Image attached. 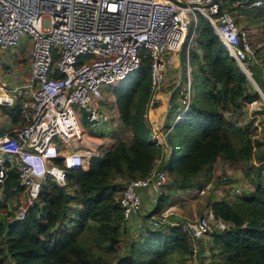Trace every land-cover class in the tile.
Segmentation results:
<instances>
[{
  "label": "trees",
  "instance_id": "trees-1",
  "mask_svg": "<svg viewBox=\"0 0 264 264\" xmlns=\"http://www.w3.org/2000/svg\"><path fill=\"white\" fill-rule=\"evenodd\" d=\"M236 1L225 5L229 11H234ZM254 1L238 4L264 19V0L259 6ZM181 61L186 88L178 86L171 94L168 118L175 112L182 115L170 130L173 121L166 125L169 155L165 157L152 141V128L144 117L152 97L151 60L145 56L137 70L112 85L120 120L132 138L113 142L81 167L66 168L65 185L48 176L24 219L9 221L10 214L0 216V264H171L172 254L180 264L196 256L202 261L207 256L201 241L194 255L190 235L179 226L153 230L145 225L115 261L103 257L116 252L128 232L118 198L124 187L121 180L145 176L160 160L177 189H200L198 181L214 175L219 159L244 163L255 188L234 202L222 199L213 204L215 213L229 225L212 234L218 244L211 255L224 264H264V123L258 118L257 126L249 127L245 117L254 101L261 110H251V121L264 113V101L203 17L198 19L195 44L188 51L183 46ZM188 63L192 68L189 90ZM251 71L264 90L261 66L251 65ZM15 108L21 111L18 103ZM225 128L230 134H223ZM56 162L63 164V159ZM17 183L18 170L12 168L4 193ZM162 200L149 214L164 210L166 195ZM95 243L106 251L96 253Z\"/></svg>",
  "mask_w": 264,
  "mask_h": 264
},
{
  "label": "built area",
  "instance_id": "built-area-1",
  "mask_svg": "<svg viewBox=\"0 0 264 264\" xmlns=\"http://www.w3.org/2000/svg\"><path fill=\"white\" fill-rule=\"evenodd\" d=\"M228 3L0 0V71L2 53L16 48L22 38L29 48V73L24 83L8 86L7 80H0V105L14 106L20 101L22 116L20 126L0 134V216L10 214L9 221L24 219L38 201L48 176L62 186L66 184V168L84 165L89 151L71 146L84 130L83 119L95 127L111 119L103 103L104 90L129 77L145 56L151 60L152 97L144 113L149 120L154 95L165 82L167 54L172 49L170 37L175 32L182 34L178 47L186 43L188 51L195 43L199 17L210 22L242 70L248 72L251 61L263 68L247 31L239 27L225 6ZM262 3L256 0L253 5ZM191 70L188 63L189 84ZM11 71L7 66L4 72ZM152 133V141L165 150L166 133ZM91 153L98 155L96 151ZM59 158L63 164L56 162ZM12 168L18 170V183L5 195V180ZM167 182L168 172L160 166V160L145 176L128 179L119 195L124 219L128 221L134 214L142 216L143 191H159ZM144 217L145 225L153 230L179 226L187 232L194 255L201 239L229 225L212 208L192 220L180 218L172 208Z\"/></svg>",
  "mask_w": 264,
  "mask_h": 264
},
{
  "label": "rangeland",
  "instance_id": "rangeland-1",
  "mask_svg": "<svg viewBox=\"0 0 264 264\" xmlns=\"http://www.w3.org/2000/svg\"><path fill=\"white\" fill-rule=\"evenodd\" d=\"M233 7H235L233 10L234 11H230L232 13V15H234L237 24L239 25V27H241L242 29H245L249 35L250 41L252 42V46L254 48V50H256V56L258 58L257 54H260V58L259 60L262 62L263 66H264V19L261 18H257L254 16V9L252 8H247V7H242L240 6L238 3H235L234 5H232ZM239 6V7H238ZM230 7V6H229ZM180 35L178 32L173 33L171 38H173V42L174 43H178V40H180ZM26 37V36H25ZM195 43L192 44V47L194 46ZM28 44H26V39L22 38V40L20 41L19 45L16 47V51H14L12 54L13 57L10 56V52H4L2 53V58L4 60V66L3 68H1V70L7 71V66H11L12 71H15L14 74L18 75L23 73V68L27 65V60H28V53L29 52V48H27ZM186 45V43L184 44ZM183 45V46H184ZM27 46V47H26ZM182 47L179 48H175V49H171L169 50V53L167 54V65H166V70H165V84L161 85L162 86H166L168 88L172 87L173 84L176 82V79L178 76H181V81H180V85L183 88H186L185 86V82L182 78V67H181V63H177V58H178V49H183ZM26 47V48H24ZM187 47V45H186ZM11 51V50H10ZM15 56H20V60L17 63H14V57ZM172 59L171 61L169 59ZM251 61V60H250ZM15 64V65H13ZM180 65V67H179ZM251 65L252 61L249 63V71L248 73L250 74L251 71ZM18 66V67H17ZM14 68V69H13ZM262 68V67H261ZM264 68V67H263ZM262 68V73H263V69ZM7 73V72H6ZM179 73V74H178ZM2 75V74H1ZM252 76V73L250 74ZM253 77V76H252ZM21 78V76H20ZM254 78V77H253ZM6 79H10V77H7ZM22 81V80H21ZM21 81H19V84L21 83ZM256 81V80H255ZM8 83V81H7ZM9 86V84H8ZM259 86V89H261L262 93H261V99L262 101H264V90L263 88ZM190 89V84L189 82L187 83V90ZM105 94L107 96V98H105V100L103 101V103L108 101V105H107V109L109 111V113L111 114L112 118L108 121L105 122L103 124L97 125L96 127L92 125V123L87 120V119H83L82 124L84 127L83 133L81 134L79 132L78 136H80L79 138L81 139H85L90 141V144H88L86 141L83 143L88 150L89 153H87L85 155V160H88V158H90V156L92 155V140L96 141L95 139L92 138H87L86 133H88L90 136H98L100 135L99 132L101 133H106L109 129V125H113L112 123H117L118 122V118L116 115V105H115V101H114V96L112 95V86L109 87V89H105ZM261 104L259 102H252L248 104V111L246 109V112L250 114L251 110H261ZM248 114L245 115L246 120H248V125L249 127H253V126H257L258 122V118L259 120L262 121V123H264V113L261 114H257L255 116V120L251 121V116ZM253 117V116H252ZM254 118V117H253ZM242 122V120H241ZM244 124V123H243ZM86 132V133H85ZM230 134V130L228 128H225L223 130V134ZM170 137H172V141L174 143H177V139H174L173 134L170 135ZM79 141V139L77 138V140L75 142H73L71 144V146L73 147L75 144H77V142ZM82 143V142H80ZM84 146V147H85ZM96 152L98 153V155H94V156H101L102 153H104V148H98L96 149ZM236 162V161H235ZM163 163L161 162L160 165H162ZM235 166H239V168L241 169L243 176H245V179L243 178L242 181L237 180V178H230L228 173H225L224 169L222 170V167L219 166L220 170H217V165L214 168L216 174L210 178H203L198 184L201 185V188L198 189L197 187H192L190 189L187 190H183V189H177L176 186L173 184L172 182V178L170 177V180L168 179V182L164 185L163 188H161V190L165 191V189H171L174 191H184V192H188L186 193L187 196L189 197H195V199L193 200V204H188V203H184V205H186V207H184V211L185 213L189 216V217H197L198 215L202 214L205 210L209 209V208H213V204L219 200L225 199L228 202H234L238 197L248 194L250 193L254 188H255V183L253 181L250 180V177L248 176V172H246V170L248 171L247 166L244 163H240V162H236ZM246 168V169H245ZM245 174V175H244ZM264 174V171H263ZM128 181V178L121 180L122 182V187L124 186V184ZM240 189V192H237L235 189ZM191 192H193L191 194ZM197 194H199V196H197ZM120 195V192L118 193V196ZM165 196V195H164ZM198 197V198H197ZM175 207H178V205H176ZM179 210V209H178ZM139 234V232H138ZM129 236V230L127 233L123 234L122 237V242L121 245H119L118 249L116 250V252H114L113 254H109L106 255L103 258L108 259L109 261H115V259L117 258V256L121 255L123 253V250L125 249V247H127L130 243V240L133 238H128ZM200 246L204 252V255L207 257H203V260L201 261V257L200 256H196V258H189L187 260V264H224L223 261H221L220 259L213 258L212 257V249H216L218 241L211 235H207L205 236L203 239L200 240ZM95 251L96 253H102L104 251H106L105 249H102L101 245H99L98 243H95ZM201 255V256H204ZM170 262L171 264H180L177 260V255L173 254L170 257Z\"/></svg>",
  "mask_w": 264,
  "mask_h": 264
},
{
  "label": "crops",
  "instance_id": "crops-1",
  "mask_svg": "<svg viewBox=\"0 0 264 264\" xmlns=\"http://www.w3.org/2000/svg\"><path fill=\"white\" fill-rule=\"evenodd\" d=\"M179 33V32H178ZM173 38L170 37L169 40V45L172 49L179 48L178 43H174ZM16 51V48L12 49L10 52V56L14 54L13 52ZM181 51L182 49H178V58H177V63H181L182 67V61H181ZM28 53V60H27V65L23 68V73L16 75L14 74L15 71L11 72H4V70L0 71V80H7L8 84L10 86H14L16 84H19V81H21L20 84L24 83L28 73H29V52ZM14 63H17L20 60V56H15L14 58ZM170 61L172 60L171 58L169 59ZM173 61V60H172ZM1 64L4 66V60L2 58ZM18 64V63H17ZM15 65V64H13ZM18 67V66H17ZM180 67V65H179ZM14 69V68H13ZM2 74V75H1ZM179 74V73H178ZM21 76V78H20ZM7 77H10V79H6ZM166 80V79H165ZM181 81V76H178L176 79V82L173 84L172 87L168 88L166 86H162L158 89V91L155 93L154 97V104L152 108V114L149 117V120L147 122L152 128V132H165L166 135L164 136L165 140V145L166 148L163 150L164 156L167 157L171 151V146L167 142V132L172 128V126L180 119L178 116V112H175L173 116L168 118V112H169V107L171 104V94L172 91L180 85ZM165 84V82H164ZM163 84V85H164ZM24 96V95H23ZM26 97V96H25ZM105 98H107L105 94ZM19 108H21L20 101H18ZM106 105H108V101L106 102ZM16 105L14 106H6V105H0V134L5 133V132H11L18 126L22 124V116H21V111L16 112ZM21 110V109H20ZM117 110V108H116ZM117 118L119 119L118 122L112 123L113 125H109V129L106 133H101L99 132L100 135L98 136H90L88 133H86L87 138H92L95 139L98 142H95L94 140L91 141L92 143L94 142L93 149L92 151H96V149L104 148V151L115 141L117 140H130L132 138L131 132L128 127L124 126L120 120L118 110L116 111ZM112 118V116H111ZM173 121V122H172ZM171 123L170 128L166 130V125L167 123ZM153 134V133H152ZM85 140H79L77 144L74 145V147H78L82 150L87 149V147L83 144ZM82 142V143H80ZM85 146V147H84ZM85 148V149H84ZM103 154V153H102ZM217 170H220L219 166L222 167V170L224 169L225 173H228L230 178H237V180L242 181V179H245V176H243V173L239 166H235L236 162L235 161H225V160H218L217 163ZM161 166V165H160ZM216 167V166H215ZM216 174L215 169H214V175ZM213 175V176H214ZM245 175V174H244ZM202 180V179H201ZM199 180L198 182H200ZM187 190V189H183ZM180 191V190H179ZM174 191L171 189H165L156 191L154 189H147L143 191V206H142V216L140 214H134L133 218L127 221L128 225V230H129V236L128 238L135 237L138 232L141 231V229L145 226V220L146 218L144 217L148 213L152 212L154 209L158 208L160 203L163 201L162 196L163 194L166 195V200L164 202L166 208H172L174 210H177L180 214V218L187 219V220H192L194 218L189 217L185 211L184 203H190L193 204V200L195 197H189L186 195L188 192L184 191ZM193 192H191L192 194ZM6 195V193H5ZM199 196V194H197ZM119 198V196H118ZM198 198V197H197ZM184 202V203H183ZM178 205V207H175ZM184 206V207H183ZM179 209V210H178ZM163 210V209H162ZM161 210V211H162ZM159 213V212H155ZM219 264V263H216Z\"/></svg>",
  "mask_w": 264,
  "mask_h": 264
},
{
  "label": "water",
  "instance_id": "water-1",
  "mask_svg": "<svg viewBox=\"0 0 264 264\" xmlns=\"http://www.w3.org/2000/svg\"><path fill=\"white\" fill-rule=\"evenodd\" d=\"M242 71L246 74L247 79L249 80L251 85L254 86L258 90V92H259V94L261 96L262 91H261V89H259V86H258L257 82L255 81V79L248 72H246L245 70H242ZM261 97H263V96H261ZM75 168H78V167H75Z\"/></svg>",
  "mask_w": 264,
  "mask_h": 264
},
{
  "label": "bare ground",
  "instance_id": "bare-ground-1",
  "mask_svg": "<svg viewBox=\"0 0 264 264\" xmlns=\"http://www.w3.org/2000/svg\"><path fill=\"white\" fill-rule=\"evenodd\" d=\"M177 33V32H176ZM80 133L82 134L83 133V129L80 131ZM80 136H77L76 137V140H77V138L79 139V140H85V139H81V138H79ZM88 144H90V141H88V140H85ZM92 146L94 145V142L91 144ZM95 146V145H94Z\"/></svg>",
  "mask_w": 264,
  "mask_h": 264
}]
</instances>
